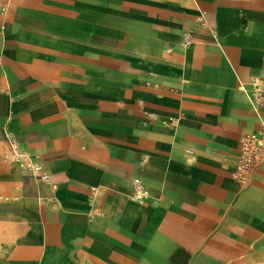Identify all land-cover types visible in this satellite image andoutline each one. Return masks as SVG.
Wrapping results in <instances>:
<instances>
[{"label":"crops","instance_id":"crops-1","mask_svg":"<svg viewBox=\"0 0 264 264\" xmlns=\"http://www.w3.org/2000/svg\"><path fill=\"white\" fill-rule=\"evenodd\" d=\"M252 75L264 0H0V264H264Z\"/></svg>","mask_w":264,"mask_h":264},{"label":"built area","instance_id":"built-area-1","mask_svg":"<svg viewBox=\"0 0 264 264\" xmlns=\"http://www.w3.org/2000/svg\"><path fill=\"white\" fill-rule=\"evenodd\" d=\"M250 97L257 107L264 105V79L258 75L250 78ZM264 164V123L257 132L245 133L239 138V150L235 176L242 181H248L253 170ZM147 192L139 179L132 183L131 198L142 202Z\"/></svg>","mask_w":264,"mask_h":264},{"label":"bare ground","instance_id":"bare-ground-1","mask_svg":"<svg viewBox=\"0 0 264 264\" xmlns=\"http://www.w3.org/2000/svg\"><path fill=\"white\" fill-rule=\"evenodd\" d=\"M11 155V154H10ZM16 157V156H15ZM8 158V157H7ZM20 158V157H19ZM2 164H3V162H2ZM1 169V168H0ZM3 252V251H2Z\"/></svg>","mask_w":264,"mask_h":264}]
</instances>
